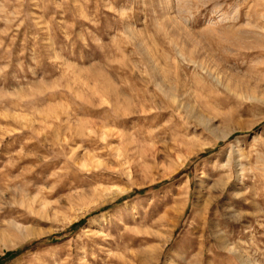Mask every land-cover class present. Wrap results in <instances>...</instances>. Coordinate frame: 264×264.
Returning a JSON list of instances; mask_svg holds the SVG:
<instances>
[{"label": "rangeland", "instance_id": "374dc122", "mask_svg": "<svg viewBox=\"0 0 264 264\" xmlns=\"http://www.w3.org/2000/svg\"><path fill=\"white\" fill-rule=\"evenodd\" d=\"M0 264H264V0H0Z\"/></svg>", "mask_w": 264, "mask_h": 264}, {"label": "bare ground", "instance_id": "6f19581e", "mask_svg": "<svg viewBox=\"0 0 264 264\" xmlns=\"http://www.w3.org/2000/svg\"><path fill=\"white\" fill-rule=\"evenodd\" d=\"M103 218H104V216H103Z\"/></svg>", "mask_w": 264, "mask_h": 264}]
</instances>
